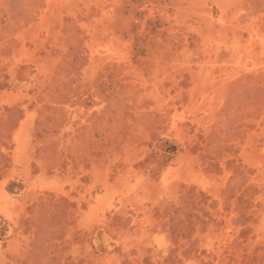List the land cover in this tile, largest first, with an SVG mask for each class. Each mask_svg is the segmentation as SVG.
<instances>
[{"label":"rangeland","instance_id":"1","mask_svg":"<svg viewBox=\"0 0 264 264\" xmlns=\"http://www.w3.org/2000/svg\"><path fill=\"white\" fill-rule=\"evenodd\" d=\"M0 264H264V0H0Z\"/></svg>","mask_w":264,"mask_h":264}]
</instances>
